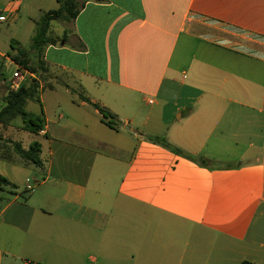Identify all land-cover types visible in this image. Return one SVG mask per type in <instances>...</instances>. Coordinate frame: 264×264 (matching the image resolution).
<instances>
[{
	"label": "crops",
	"instance_id": "crops-1",
	"mask_svg": "<svg viewBox=\"0 0 264 264\" xmlns=\"http://www.w3.org/2000/svg\"><path fill=\"white\" fill-rule=\"evenodd\" d=\"M78 1L49 77L22 81L40 84L43 129L0 124L41 144L39 167L0 158L16 187L0 189V264H264V0ZM34 11L0 0L14 21Z\"/></svg>",
	"mask_w": 264,
	"mask_h": 264
},
{
	"label": "trees",
	"instance_id": "trees-1",
	"mask_svg": "<svg viewBox=\"0 0 264 264\" xmlns=\"http://www.w3.org/2000/svg\"><path fill=\"white\" fill-rule=\"evenodd\" d=\"M60 7L56 10L45 11L42 13L41 18L36 21L35 35L31 40L29 49L17 48L15 49L13 44V53L9 54V58L18 64L21 68L29 71L32 74H37L41 77L48 72L47 63L45 61V53L49 46H57L62 42L66 43L65 37H52L51 27L54 21L73 22L80 13L82 8L81 3L78 0H58ZM40 84L37 80H32L30 84H22L17 91H13L6 86V106L0 110V124L7 126L17 117H21L24 122V128L32 134L37 135L44 126V119L42 112L40 115H32L26 111V105L28 100L35 99L37 97ZM79 100L97 110L101 115L102 122L109 128L118 131L122 125L118 117L108 108L92 101L90 98L83 94H79ZM147 139L155 144L161 145L177 154L184 155L188 159L197 160L200 166L207 167L210 165V161L204 157L193 158L189 155H185L181 150L174 148L164 138H152ZM41 144L35 141L31 144L30 148L25 150L20 143L11 142L0 137V158L13 162L21 163L24 165L41 166ZM6 187L15 189V185L10 183L8 179L0 176V189L4 190ZM30 264H42L34 263ZM242 264H253L250 262H243Z\"/></svg>",
	"mask_w": 264,
	"mask_h": 264
},
{
	"label": "rangeland",
	"instance_id": "rangeland-1",
	"mask_svg": "<svg viewBox=\"0 0 264 264\" xmlns=\"http://www.w3.org/2000/svg\"><path fill=\"white\" fill-rule=\"evenodd\" d=\"M39 5L43 6V10L38 9ZM59 7L60 3L58 0H35V11L33 12L31 17H27L25 13H22L19 21H14L11 17L7 23L0 24V52L4 53V57H0V109L4 105V101L1 98V93L3 92V88H1V85L3 82L5 83V81L10 80L14 72L13 66L6 60L9 57L8 55L13 53L14 51L12 48V44L15 49L19 47L29 49L28 44L35 35L36 21L41 18L43 12L56 10ZM70 26L71 22L54 21L51 27L52 37H57L60 39V37H63L64 34L67 36L71 35L72 31L70 29ZM182 43L183 42H180V45L176 52V56L181 50ZM6 56L7 58H5ZM47 77H49L48 72L43 74L40 78L41 80L45 81ZM189 78L190 74L184 81L186 83L189 82ZM26 111L33 114H35V112H39L40 114V104L34 100H29ZM20 121L21 118H18L15 123H19ZM151 137L159 138L153 135H151ZM125 145L126 148L131 149V143H127ZM173 232L175 233L174 230ZM1 264H22V262H20V260L15 261L11 257L6 258L5 256H2Z\"/></svg>",
	"mask_w": 264,
	"mask_h": 264
},
{
	"label": "built area",
	"instance_id": "built-area-1",
	"mask_svg": "<svg viewBox=\"0 0 264 264\" xmlns=\"http://www.w3.org/2000/svg\"><path fill=\"white\" fill-rule=\"evenodd\" d=\"M8 17L3 13H0V23L8 22ZM32 73L29 71L21 68L20 66L16 67V70L13 72L10 82V89L13 91H17L20 86L22 85V81L24 80L25 76H31Z\"/></svg>",
	"mask_w": 264,
	"mask_h": 264
},
{
	"label": "water",
	"instance_id": "water-1",
	"mask_svg": "<svg viewBox=\"0 0 264 264\" xmlns=\"http://www.w3.org/2000/svg\"><path fill=\"white\" fill-rule=\"evenodd\" d=\"M61 45L63 46V45H64V43L62 42V43H61Z\"/></svg>",
	"mask_w": 264,
	"mask_h": 264
}]
</instances>
